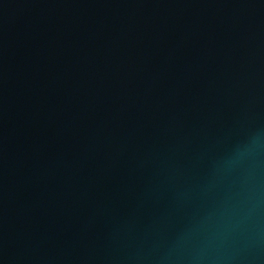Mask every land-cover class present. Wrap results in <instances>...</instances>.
<instances>
[{"label": "water", "instance_id": "water-1", "mask_svg": "<svg viewBox=\"0 0 264 264\" xmlns=\"http://www.w3.org/2000/svg\"><path fill=\"white\" fill-rule=\"evenodd\" d=\"M0 264H264V0H0Z\"/></svg>", "mask_w": 264, "mask_h": 264}]
</instances>
